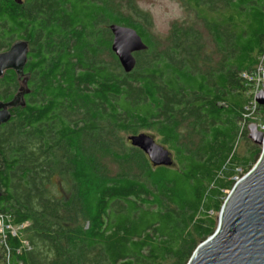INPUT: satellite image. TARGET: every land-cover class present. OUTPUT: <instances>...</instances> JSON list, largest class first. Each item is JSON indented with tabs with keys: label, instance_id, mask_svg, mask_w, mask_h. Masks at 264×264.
Returning a JSON list of instances; mask_svg holds the SVG:
<instances>
[{
	"label": "trees",
	"instance_id": "trees-1",
	"mask_svg": "<svg viewBox=\"0 0 264 264\" xmlns=\"http://www.w3.org/2000/svg\"><path fill=\"white\" fill-rule=\"evenodd\" d=\"M180 2L190 19L160 42L135 0H0V51L29 48L25 106L0 125V214L22 226L0 264H186L213 233L260 154L241 74L264 56V0ZM113 23L146 44L130 72ZM18 86L6 70L0 100ZM141 133L170 165L131 144Z\"/></svg>",
	"mask_w": 264,
	"mask_h": 264
},
{
	"label": "water",
	"instance_id": "water-1",
	"mask_svg": "<svg viewBox=\"0 0 264 264\" xmlns=\"http://www.w3.org/2000/svg\"><path fill=\"white\" fill-rule=\"evenodd\" d=\"M109 30L111 50L122 69L130 72L136 63L134 53L146 49V44L132 27L113 23ZM28 49V42L19 39L0 51V77L6 70H13L19 82L10 99L0 100V125L10 119L11 109L25 106L29 92V74L24 73ZM255 100L264 105L263 90L258 91ZM246 128L248 139L260 147V154L235 181L222 203L215 230L196 246L186 264H264V131L255 122ZM128 140L142 149L154 165L171 164L169 150L148 134L131 135Z\"/></svg>",
	"mask_w": 264,
	"mask_h": 264
},
{
	"label": "rangeland",
	"instance_id": "rangeland-1",
	"mask_svg": "<svg viewBox=\"0 0 264 264\" xmlns=\"http://www.w3.org/2000/svg\"><path fill=\"white\" fill-rule=\"evenodd\" d=\"M136 6L142 11L149 14L151 17V26L148 27L149 32L160 42H163L168 34L171 25L175 22H186L189 21L190 15L185 11L181 5L180 0H135ZM125 15H128L125 13ZM164 44V43H163ZM264 63V56H260L258 63L249 71H246L241 74V78L245 85L244 96L246 98V105L250 106L252 102V92L254 87L262 86L263 76L261 72V66ZM260 110L257 108L253 114L249 117L246 122H255L262 125L263 116ZM244 138L242 136L238 139V147L244 149ZM237 172H241L242 175L246 172H243L240 168L237 169ZM240 175L239 178L242 176ZM227 195L228 191L224 192ZM217 217L216 214V226H217ZM216 228V227H215Z\"/></svg>",
	"mask_w": 264,
	"mask_h": 264
},
{
	"label": "built area",
	"instance_id": "built-area-1",
	"mask_svg": "<svg viewBox=\"0 0 264 264\" xmlns=\"http://www.w3.org/2000/svg\"><path fill=\"white\" fill-rule=\"evenodd\" d=\"M264 65L261 66V72H262V76H263V84L262 86H256L254 87V91L252 92V102H250V106L246 107V110L249 112L247 113V115H245L246 117H250L253 112L257 109L258 103L255 100V96L258 93L259 90H263L264 91ZM257 124V123H256ZM257 127L259 130L264 131V124L260 125L257 124ZM236 181L239 178H235ZM21 225H12L10 223V218L9 216L0 214V252L2 251L4 253V251L6 252V256L8 255V248L6 245V236L8 234L11 235H18V230L21 228Z\"/></svg>",
	"mask_w": 264,
	"mask_h": 264
}]
</instances>
